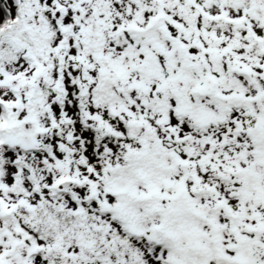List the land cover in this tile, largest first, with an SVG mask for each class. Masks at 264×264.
I'll list each match as a JSON object with an SVG mask.
<instances>
[{
  "label": "snow or ice",
  "instance_id": "1",
  "mask_svg": "<svg viewBox=\"0 0 264 264\" xmlns=\"http://www.w3.org/2000/svg\"><path fill=\"white\" fill-rule=\"evenodd\" d=\"M0 264H264V0H0Z\"/></svg>",
  "mask_w": 264,
  "mask_h": 264
}]
</instances>
